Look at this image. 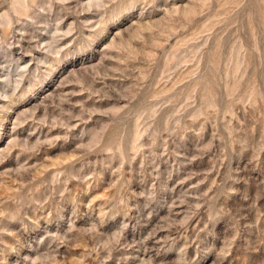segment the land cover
Listing matches in <instances>:
<instances>
[{"label": "rangeland", "instance_id": "rangeland-1", "mask_svg": "<svg viewBox=\"0 0 264 264\" xmlns=\"http://www.w3.org/2000/svg\"><path fill=\"white\" fill-rule=\"evenodd\" d=\"M0 264H264V0H0Z\"/></svg>", "mask_w": 264, "mask_h": 264}]
</instances>
